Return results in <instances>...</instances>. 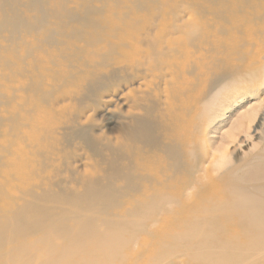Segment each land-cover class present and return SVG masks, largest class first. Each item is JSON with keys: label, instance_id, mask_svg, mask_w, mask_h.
<instances>
[{"label": "bare ground", "instance_id": "bare-ground-1", "mask_svg": "<svg viewBox=\"0 0 264 264\" xmlns=\"http://www.w3.org/2000/svg\"><path fill=\"white\" fill-rule=\"evenodd\" d=\"M254 87L264 0H0V264H264V97L220 133ZM112 100L111 170L55 189Z\"/></svg>", "mask_w": 264, "mask_h": 264}, {"label": "rangeland", "instance_id": "rangeland-1", "mask_svg": "<svg viewBox=\"0 0 264 264\" xmlns=\"http://www.w3.org/2000/svg\"><path fill=\"white\" fill-rule=\"evenodd\" d=\"M173 8L174 9L171 11L172 12L171 14H173L175 18H178L177 17L179 15L178 5L177 7L174 6ZM99 79L101 80L105 79L107 81L108 87H111L112 84L110 83L112 81V77L110 75V72L107 74L105 73L101 74V77ZM91 85L93 84L87 85V88L85 87L86 90L85 89L83 90L79 100L85 101V100H88L92 96L93 91H91L92 90ZM256 90L257 89L255 88V91L253 90V92H251L254 95L250 98H249V94L244 93V95L248 97L242 103L243 106L241 104L239 106H235L231 108L230 110H228V112L225 114V119H226V121L224 122L225 124L221 126L220 133L224 132L230 126V123H232L231 120L233 121L235 119L234 116H236L238 112L244 111V109L246 110L250 107H255L256 105L259 106V102L264 97V94H263L264 90H262L261 92H257ZM114 101L115 100H112V103H109L110 104L109 107H107L106 109H101L94 115L93 126L89 125L87 126V128H84L81 130L79 127H74L69 131V134L70 133L74 134V136L69 135L65 138H62V141H59L60 144L58 148L63 152H62L61 159L59 161H56V167L54 169L55 174L53 173L52 175V178H53L52 184L54 183L53 186H55V189L57 188L59 191L66 192V193L75 188L79 190V188L77 187H80V182L82 180L81 178L86 177V175H88V173L90 172L89 168L91 165H94L95 167L96 165L97 166L99 165L102 169V174H104V172L105 174L109 173L108 170L111 168V162H109V160H111V155H110L111 151L108 150L110 146L109 142H111V140L113 141L112 137H114L116 132H118L119 129L123 126L120 120L118 119V118H122L123 115H121V112H117L113 108ZM245 101H247L248 103ZM121 109L123 112L125 108L121 107L120 111ZM258 117H261V112L259 113ZM255 124H257V122H255ZM255 124L252 125L253 128L255 127ZM253 128L252 130H250V133L254 135L255 132L253 133ZM213 135L215 136H212V137L218 140L219 132ZM256 140L257 139H255L254 141ZM104 153H106V155H104ZM99 154L100 156H98ZM107 156L108 157L110 156V158H108ZM104 159L106 160L105 164L108 163V165L104 164ZM101 161H103L102 164H101ZM106 166H109L108 167L109 169L106 168ZM79 177L81 178L79 179Z\"/></svg>", "mask_w": 264, "mask_h": 264}]
</instances>
